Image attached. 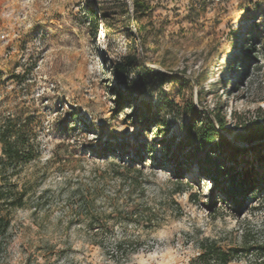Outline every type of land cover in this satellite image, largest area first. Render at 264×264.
I'll return each instance as SVG.
<instances>
[{
    "label": "rangeland",
    "instance_id": "1",
    "mask_svg": "<svg viewBox=\"0 0 264 264\" xmlns=\"http://www.w3.org/2000/svg\"><path fill=\"white\" fill-rule=\"evenodd\" d=\"M1 34L0 122L36 156L10 177L23 199L0 264H189L205 238L264 243V191L222 202L177 145L219 114L237 151L211 157L264 180V0H0Z\"/></svg>",
    "mask_w": 264,
    "mask_h": 264
},
{
    "label": "trees",
    "instance_id": "2",
    "mask_svg": "<svg viewBox=\"0 0 264 264\" xmlns=\"http://www.w3.org/2000/svg\"><path fill=\"white\" fill-rule=\"evenodd\" d=\"M133 6L134 10L137 11L142 7V3L134 1ZM123 58L119 59L118 65ZM159 75L165 83L170 82V78H172L161 73ZM128 94L130 96V93ZM191 109L193 112H197L194 107ZM223 130H225V121L219 114H213V118L206 116L204 119H195L186 125L183 136L177 145L190 147L191 151L185 156V165L189 166L192 160H196L204 174L212 180L209 193L216 192L220 195L222 202H229L234 208H237L240 204L239 198H244L254 190L264 191V180L260 184L248 181L246 177L235 181L229 175L230 170L228 168L230 167H225L220 159L211 157L210 154H214L218 158H222L221 153L227 149L232 152L237 151L230 140L223 135L221 132ZM256 136L251 135L247 140H253ZM0 150V234L3 236L9 225V221L3 212L21 207L23 199V192L17 191L15 185L10 181V177L16 174L19 165L31 162L36 155L30 137L22 130L21 125H18L10 117L0 122ZM125 168L126 170L139 171L135 167ZM177 170L180 171V168ZM131 181L129 180L128 186L132 185ZM120 182L127 183L123 178L120 179ZM252 186L254 187L252 188ZM83 206L85 207V204ZM129 214L132 215V211ZM87 222L88 227H106L107 225L105 220L102 221L93 214L88 215ZM131 243L125 238L115 241L112 251L119 254L126 245ZM197 249V255L190 260L189 264H231L240 254L248 256L245 264H264L262 257L264 253L263 242L258 245H250L247 240H243L238 248L224 249L215 240L205 238L198 244Z\"/></svg>",
    "mask_w": 264,
    "mask_h": 264
},
{
    "label": "built area",
    "instance_id": "3",
    "mask_svg": "<svg viewBox=\"0 0 264 264\" xmlns=\"http://www.w3.org/2000/svg\"><path fill=\"white\" fill-rule=\"evenodd\" d=\"M0 39L3 40L4 39V35L1 34L0 35Z\"/></svg>",
    "mask_w": 264,
    "mask_h": 264
}]
</instances>
